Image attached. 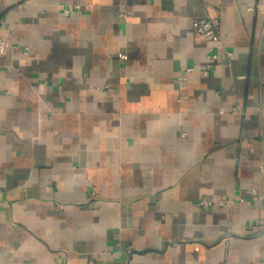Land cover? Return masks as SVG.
Segmentation results:
<instances>
[{"label":"crops","instance_id":"0c3cea01","mask_svg":"<svg viewBox=\"0 0 264 264\" xmlns=\"http://www.w3.org/2000/svg\"><path fill=\"white\" fill-rule=\"evenodd\" d=\"M0 38V264H264V0H0Z\"/></svg>","mask_w":264,"mask_h":264},{"label":"built area","instance_id":"2783aa9c","mask_svg":"<svg viewBox=\"0 0 264 264\" xmlns=\"http://www.w3.org/2000/svg\"><path fill=\"white\" fill-rule=\"evenodd\" d=\"M21 5L23 7H28L32 4V0H20ZM81 5L80 4H72V5H65L61 8V11L65 15H69L75 11H81ZM193 28L199 36L204 38V40L212 43L217 44L220 41V22L217 18L214 17H202L198 18L193 23ZM10 44L9 42L3 40L0 38V53L4 54L7 49L9 48ZM118 59L122 61H126L128 59V55L125 52H119L117 55ZM210 59L217 58V54L213 53L210 56H208ZM192 69H188L187 72H190ZM186 80V76H180V81ZM187 96H182V99H186ZM200 205L204 209H209L211 206H225L226 201L224 200H209V199H201ZM199 243L196 244V249L198 250ZM57 264H63L62 262H59Z\"/></svg>","mask_w":264,"mask_h":264}]
</instances>
